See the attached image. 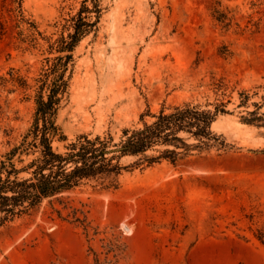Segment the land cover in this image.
<instances>
[{
	"label": "rangeland",
	"instance_id": "obj_1",
	"mask_svg": "<svg viewBox=\"0 0 264 264\" xmlns=\"http://www.w3.org/2000/svg\"><path fill=\"white\" fill-rule=\"evenodd\" d=\"M96 4L100 13L85 0H0V161L31 129L50 93L45 75L67 55L58 152L82 135L119 143L148 110L215 103L219 82L232 103L213 130L234 149L45 200L0 226V264H264V128L245 124L238 107L246 92L247 110L264 112V0ZM84 6L95 25L63 52Z\"/></svg>",
	"mask_w": 264,
	"mask_h": 264
},
{
	"label": "trees",
	"instance_id": "obj_2",
	"mask_svg": "<svg viewBox=\"0 0 264 264\" xmlns=\"http://www.w3.org/2000/svg\"><path fill=\"white\" fill-rule=\"evenodd\" d=\"M91 1L97 13H100L97 0ZM92 11L85 7L80 12L73 26L74 33L62 41L60 49L72 52L77 43L89 33L95 24L85 22L83 13ZM71 59L70 55L59 59V64L51 67L45 75L43 85H49L50 93L45 100L40 95L37 101L35 121L21 143L7 153L0 161V226L29 215L50 200L77 188L94 184L102 189H118L121 178L136 170H145L168 162L174 166L182 161L212 152L219 155L232 151L234 147L227 143L222 134L213 130V125L221 115L229 114L231 94L223 82L214 84L212 93L216 102L205 107L192 103L171 108L162 107L152 114L150 110L140 116L138 128L123 131L119 143L107 136L82 135L75 142L66 146L63 153L54 148L59 136V128L55 121L58 107L68 83L64 75H58L59 67H67L61 63L63 59ZM43 86V87H44ZM239 108H245L242 120L245 124L264 128V112L262 105L253 103L255 109L249 111L250 96L246 92L239 93ZM150 117V121H146ZM60 141H66L60 137ZM18 168L15 160L20 164ZM131 159V162L127 160ZM27 174V178H22Z\"/></svg>",
	"mask_w": 264,
	"mask_h": 264
}]
</instances>
